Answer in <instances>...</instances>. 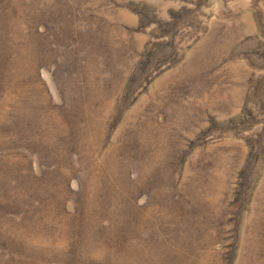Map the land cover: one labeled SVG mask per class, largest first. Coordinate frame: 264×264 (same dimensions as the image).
<instances>
[{"label": "rangeland", "instance_id": "obj_1", "mask_svg": "<svg viewBox=\"0 0 264 264\" xmlns=\"http://www.w3.org/2000/svg\"><path fill=\"white\" fill-rule=\"evenodd\" d=\"M0 264H264V0H0Z\"/></svg>", "mask_w": 264, "mask_h": 264}]
</instances>
